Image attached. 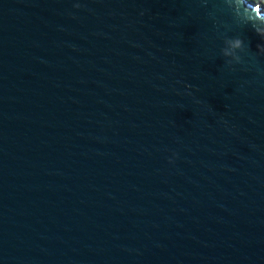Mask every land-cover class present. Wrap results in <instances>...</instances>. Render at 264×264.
I'll return each instance as SVG.
<instances>
[{"label": "water", "instance_id": "1", "mask_svg": "<svg viewBox=\"0 0 264 264\" xmlns=\"http://www.w3.org/2000/svg\"><path fill=\"white\" fill-rule=\"evenodd\" d=\"M0 264H264V8L0 0Z\"/></svg>", "mask_w": 264, "mask_h": 264}, {"label": "trees", "instance_id": "2", "mask_svg": "<svg viewBox=\"0 0 264 264\" xmlns=\"http://www.w3.org/2000/svg\"><path fill=\"white\" fill-rule=\"evenodd\" d=\"M254 3H261L262 7L264 8V0H251Z\"/></svg>", "mask_w": 264, "mask_h": 264}]
</instances>
